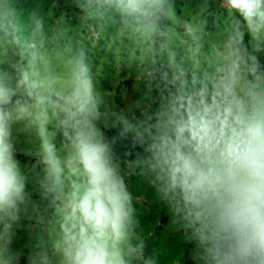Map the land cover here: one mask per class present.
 <instances>
[{"label":"clouds","instance_id":"9594fccd","mask_svg":"<svg viewBox=\"0 0 264 264\" xmlns=\"http://www.w3.org/2000/svg\"><path fill=\"white\" fill-rule=\"evenodd\" d=\"M0 264H264V0H0Z\"/></svg>","mask_w":264,"mask_h":264},{"label":"rangeland","instance_id":"374dc122","mask_svg":"<svg viewBox=\"0 0 264 264\" xmlns=\"http://www.w3.org/2000/svg\"><path fill=\"white\" fill-rule=\"evenodd\" d=\"M97 43L94 46L96 53L97 68L100 78L103 83L110 89L119 90L122 85L123 78L121 72L125 67L116 63L113 59V53L119 46V42L110 35L96 36ZM103 53V55H101ZM107 95L114 93L109 91ZM142 202L145 209V223L150 228L154 229L157 235H160L164 230L163 220L160 218L158 212L153 211L150 203V198L142 197Z\"/></svg>","mask_w":264,"mask_h":264}]
</instances>
